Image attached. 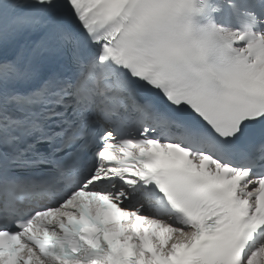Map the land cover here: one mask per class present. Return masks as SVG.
Returning <instances> with one entry per match:
<instances>
[{"label": "snow or ice", "instance_id": "1", "mask_svg": "<svg viewBox=\"0 0 264 264\" xmlns=\"http://www.w3.org/2000/svg\"><path fill=\"white\" fill-rule=\"evenodd\" d=\"M0 264H264V0H0Z\"/></svg>", "mask_w": 264, "mask_h": 264}]
</instances>
